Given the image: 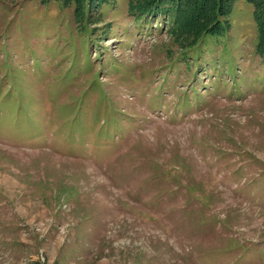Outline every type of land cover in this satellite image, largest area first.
Segmentation results:
<instances>
[{"label":"rangeland","instance_id":"1","mask_svg":"<svg viewBox=\"0 0 264 264\" xmlns=\"http://www.w3.org/2000/svg\"><path fill=\"white\" fill-rule=\"evenodd\" d=\"M136 1L0 0V264H264L255 7Z\"/></svg>","mask_w":264,"mask_h":264},{"label":"trees","instance_id":"2","mask_svg":"<svg viewBox=\"0 0 264 264\" xmlns=\"http://www.w3.org/2000/svg\"><path fill=\"white\" fill-rule=\"evenodd\" d=\"M69 1V0H68ZM79 12H83L85 0H74ZM161 0H138L132 9L150 11L151 4ZM235 0H164V7L179 21L185 33L191 34L194 42L208 35H222L229 25L228 17ZM255 7L258 26L257 52L264 56V0H248ZM146 4L149 7L146 8ZM158 6V5H157ZM179 27V28H180Z\"/></svg>","mask_w":264,"mask_h":264}]
</instances>
